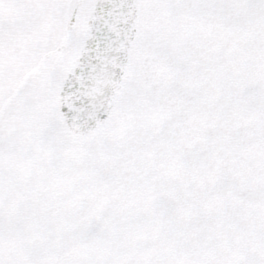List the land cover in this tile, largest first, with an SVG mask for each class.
<instances>
[{"label": "snow or ice", "instance_id": "1", "mask_svg": "<svg viewBox=\"0 0 264 264\" xmlns=\"http://www.w3.org/2000/svg\"><path fill=\"white\" fill-rule=\"evenodd\" d=\"M0 264H264V0H0Z\"/></svg>", "mask_w": 264, "mask_h": 264}]
</instances>
